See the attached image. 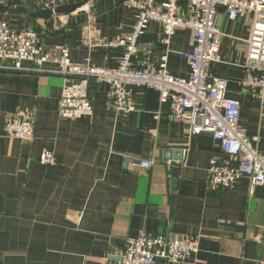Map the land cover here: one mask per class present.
<instances>
[{"label":"crops","instance_id":"obj_1","mask_svg":"<svg viewBox=\"0 0 264 264\" xmlns=\"http://www.w3.org/2000/svg\"><path fill=\"white\" fill-rule=\"evenodd\" d=\"M29 1L50 8L78 0ZM83 8L33 20L13 5L0 18L16 28L35 29L47 44L67 45L73 62L89 57L96 66L114 67L121 49H89L82 32L91 14L96 35L111 40L131 30L134 11L122 0H93ZM216 24L222 38L211 73L226 80L228 97L240 100L239 122L248 134L259 136L264 153V106L241 87L251 17L232 20L219 11ZM161 33L158 22L148 24L134 63L163 50ZM191 45L189 31L172 37L171 74L187 75L178 52ZM62 83L56 74L0 71V264H109L107 254L143 230L199 240L191 259L168 263L157 258L153 264H264V184L252 187L242 178L233 189L209 190V158L217 153L211 134L189 135L183 123L168 117L169 106L160 104L154 89L134 88L136 110L117 113L108 102L106 83L94 80L88 85L92 114L60 118ZM7 114L33 118L32 141L4 136ZM168 146L181 148L176 188L170 183V162L160 161ZM46 148L54 152L53 166L38 161ZM142 159L154 164H134Z\"/></svg>","mask_w":264,"mask_h":264},{"label":"built area","instance_id":"obj_2","mask_svg":"<svg viewBox=\"0 0 264 264\" xmlns=\"http://www.w3.org/2000/svg\"><path fill=\"white\" fill-rule=\"evenodd\" d=\"M122 3L134 11L128 33L111 40L100 38L91 26V14L82 32V41L89 49L97 46L121 49L114 67L96 66L89 57L73 62L67 45L47 44L35 29L16 28L0 18V71L61 76L58 115L64 119L92 114L90 80L106 83L108 102L120 114L136 110L134 88L154 89L160 104H168V117L172 121L183 123L189 135L211 133L215 140L217 153L209 158L205 182L209 190L233 189L242 178H248L252 187L264 184V153L258 149L259 136L242 128L240 100L228 97L226 80L210 70L218 59L222 38L216 24L219 11L232 20L250 16L241 87L264 106V0H122ZM91 6L81 9L90 13ZM150 22L161 25L160 43L164 48L155 55L145 53L141 62L134 63L139 38ZM182 30L189 31L192 40L189 50L178 52L188 65L186 76L171 74L168 69L172 37ZM3 131L9 139L30 142L34 137V120L31 116L7 114ZM38 161L55 165L54 152L43 149ZM134 164L150 168L154 160L142 159ZM198 250L197 236L143 230L127 238L122 248L110 251L105 260L109 264H153L161 258L168 263H181Z\"/></svg>","mask_w":264,"mask_h":264},{"label":"water","instance_id":"obj_3","mask_svg":"<svg viewBox=\"0 0 264 264\" xmlns=\"http://www.w3.org/2000/svg\"><path fill=\"white\" fill-rule=\"evenodd\" d=\"M93 0H78L73 2H66L58 4L52 8H38L33 5L29 0H6L0 2V13L4 12L7 8L13 5H20L24 8L26 14L33 20H47L53 17V15L70 14L78 9H81L87 3ZM211 134V133H209ZM182 160L181 148L177 146H168L161 151L160 161L166 165L169 161L170 166L168 170L171 175V187L176 188L178 183L179 171L177 161Z\"/></svg>","mask_w":264,"mask_h":264}]
</instances>
